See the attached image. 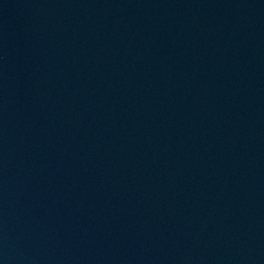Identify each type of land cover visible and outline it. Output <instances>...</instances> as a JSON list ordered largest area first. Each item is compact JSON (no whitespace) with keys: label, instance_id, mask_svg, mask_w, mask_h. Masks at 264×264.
<instances>
[{"label":"water","instance_id":"95a60500","mask_svg":"<svg viewBox=\"0 0 264 264\" xmlns=\"http://www.w3.org/2000/svg\"><path fill=\"white\" fill-rule=\"evenodd\" d=\"M0 264H264V0H0Z\"/></svg>","mask_w":264,"mask_h":264}]
</instances>
